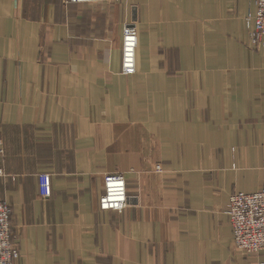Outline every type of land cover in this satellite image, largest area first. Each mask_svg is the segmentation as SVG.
Masks as SVG:
<instances>
[{"label": "crops", "instance_id": "1", "mask_svg": "<svg viewBox=\"0 0 264 264\" xmlns=\"http://www.w3.org/2000/svg\"><path fill=\"white\" fill-rule=\"evenodd\" d=\"M239 1L0 0V199L15 264H219L224 242L230 264H264L235 249L224 214L233 194L264 187V49L250 48L255 6ZM108 173L128 182L120 215L100 209Z\"/></svg>", "mask_w": 264, "mask_h": 264}, {"label": "built area", "instance_id": "2", "mask_svg": "<svg viewBox=\"0 0 264 264\" xmlns=\"http://www.w3.org/2000/svg\"><path fill=\"white\" fill-rule=\"evenodd\" d=\"M117 2L119 0H69L72 3ZM255 6L248 14V22L254 24L252 41L264 48V0H250ZM123 74L137 73L138 31L134 23L124 27ZM4 150L0 149V156ZM4 176L0 169V177ZM40 193L43 197L51 194V180L48 174L39 177ZM132 204L127 192L125 178L117 174L105 176V193L100 199L102 211L122 213ZM13 210L7 201L0 200V264H15L20 252L15 244L12 231ZM225 214L234 232L235 248L246 256L264 254V187L255 193L237 192L233 194L225 209Z\"/></svg>", "mask_w": 264, "mask_h": 264}, {"label": "rangeland", "instance_id": "3", "mask_svg": "<svg viewBox=\"0 0 264 264\" xmlns=\"http://www.w3.org/2000/svg\"><path fill=\"white\" fill-rule=\"evenodd\" d=\"M213 1H215V2H217V3H219V1L220 2H222L223 0H213ZM242 3H243V0H240L239 1V4H240V9L242 8ZM227 14H226V12H218V13H216L215 14V16L217 17V16H226ZM130 23H134L135 25H136V29H137V31L139 30V27H138V19L137 18H133V20L132 21H129V22H127V23H125L124 24V26H123V28H122V55H123V46H124V36H123V34H124V27H125V25L126 24H130ZM253 32V31H252ZM252 32H251V35H250V44H249V46H250V48H252V49H254V50H257V51H259V50H262V49H264L263 47H260V46H256V45H254L253 44V41H252ZM138 37H139V33H138ZM138 43H139V41H138ZM212 49H213V47H211ZM137 50H138V48H137ZM210 59H213V58H208V64H217L218 62H213V61H210ZM215 59H220V57H218V56H215ZM122 74H123V69H122ZM135 75V74H134ZM133 76V75H132ZM5 154H3V155H1V157L2 156H4ZM158 167H160V166H157V168H156V171L157 172H162V170L160 169V168H158ZM263 169H264V164H263ZM3 170V169H2ZM3 173H4V176H2V177H0V178H4V177H6V175H5V171L3 170ZM42 174H46V173H42ZM42 174H39V177H40V175H42ZM108 174H113V173H108ZM114 174H117V175H120V176H122L123 178H125V176L123 175V174H121V173H114ZM105 176H107V174L105 175ZM105 178V177H104ZM105 180V179H104ZM125 180H126V178H125ZM126 183H127V192H128V195H129V197H130V200H132V196H130V194H129V190H128V182H127V180H126ZM0 200H3V199H0ZM3 201H7V200H3ZM8 202V201H7ZM9 203V202H8ZM10 204V203H9ZM11 206V205H10ZM12 208V207H11ZM226 209V208H225ZM125 211V210H124ZM123 211V212H124ZM109 212V211H108ZM110 212H112V211H110ZM122 212V213H123ZM116 213V212H115ZM121 213V214H122ZM119 215H120V213H118ZM224 214H225V210H224ZM224 247V248H223ZM235 247V246H234ZM229 248V245H228V243L227 242H224L223 243V245L221 246V248L220 249H218V250H213L215 253H218V259H217V261H219V264H230V263H234V261H233V259H231L232 258V256H231V252H230V250L228 249ZM236 249V248H235ZM19 250V249H18ZM237 250V249H236ZM238 251V250H237Z\"/></svg>", "mask_w": 264, "mask_h": 264}]
</instances>
